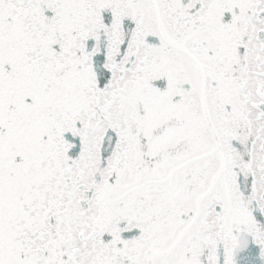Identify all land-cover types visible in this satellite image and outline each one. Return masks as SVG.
<instances>
[{
	"label": "snow or ice",
	"instance_id": "snow-or-ice-1",
	"mask_svg": "<svg viewBox=\"0 0 264 264\" xmlns=\"http://www.w3.org/2000/svg\"><path fill=\"white\" fill-rule=\"evenodd\" d=\"M0 264H264V0H0Z\"/></svg>",
	"mask_w": 264,
	"mask_h": 264
}]
</instances>
